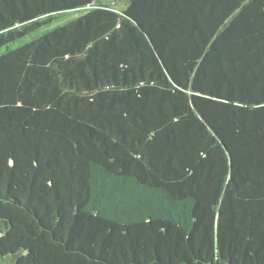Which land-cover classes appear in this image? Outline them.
<instances>
[{"label": "trees", "instance_id": "trees-1", "mask_svg": "<svg viewBox=\"0 0 264 264\" xmlns=\"http://www.w3.org/2000/svg\"><path fill=\"white\" fill-rule=\"evenodd\" d=\"M0 0V264H264V0Z\"/></svg>", "mask_w": 264, "mask_h": 264}, {"label": "rangeland", "instance_id": "rangeland-1", "mask_svg": "<svg viewBox=\"0 0 264 264\" xmlns=\"http://www.w3.org/2000/svg\"><path fill=\"white\" fill-rule=\"evenodd\" d=\"M127 0H117V2L114 4V7L117 8L118 10H121L125 7Z\"/></svg>", "mask_w": 264, "mask_h": 264}]
</instances>
